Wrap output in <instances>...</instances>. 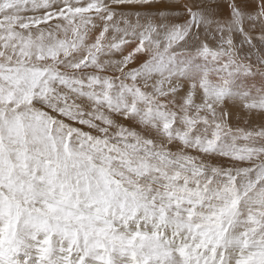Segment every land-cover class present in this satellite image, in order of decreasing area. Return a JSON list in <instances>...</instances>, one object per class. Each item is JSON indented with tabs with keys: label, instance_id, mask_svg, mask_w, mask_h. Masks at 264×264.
<instances>
[{
	"label": "snow or ice",
	"instance_id": "1",
	"mask_svg": "<svg viewBox=\"0 0 264 264\" xmlns=\"http://www.w3.org/2000/svg\"><path fill=\"white\" fill-rule=\"evenodd\" d=\"M0 264H264V0H0Z\"/></svg>",
	"mask_w": 264,
	"mask_h": 264
}]
</instances>
